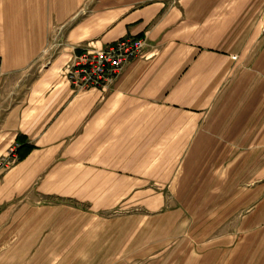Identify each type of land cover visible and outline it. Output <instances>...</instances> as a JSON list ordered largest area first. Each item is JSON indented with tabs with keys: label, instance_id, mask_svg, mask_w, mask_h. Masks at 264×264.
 I'll return each mask as SVG.
<instances>
[{
	"label": "crops",
	"instance_id": "1",
	"mask_svg": "<svg viewBox=\"0 0 264 264\" xmlns=\"http://www.w3.org/2000/svg\"><path fill=\"white\" fill-rule=\"evenodd\" d=\"M137 38L147 59L105 89L67 77L88 43ZM13 149L0 264L96 259V197L129 194L186 197L157 264H264V0H0Z\"/></svg>",
	"mask_w": 264,
	"mask_h": 264
},
{
	"label": "rangeland",
	"instance_id": "2",
	"mask_svg": "<svg viewBox=\"0 0 264 264\" xmlns=\"http://www.w3.org/2000/svg\"><path fill=\"white\" fill-rule=\"evenodd\" d=\"M117 184L116 181H108ZM135 181L128 180V191H133ZM124 182L122 181V186ZM123 188V187H121ZM114 191V190H113ZM186 197L170 195H111L97 196L96 215L78 213L80 220H96V259H82L79 264H157V252L169 250L175 232L169 229L168 210L180 207ZM103 221H106L107 227ZM144 223V228L139 226ZM111 231L109 237L103 232ZM98 232L102 233L99 234ZM143 233V235L141 234ZM157 237L153 242L151 237ZM108 253L110 258H99ZM71 264L67 260H43L41 264Z\"/></svg>",
	"mask_w": 264,
	"mask_h": 264
},
{
	"label": "built area",
	"instance_id": "3",
	"mask_svg": "<svg viewBox=\"0 0 264 264\" xmlns=\"http://www.w3.org/2000/svg\"><path fill=\"white\" fill-rule=\"evenodd\" d=\"M146 38L121 39L105 48L97 42L88 43L66 66L65 73L79 90L105 89L121 74L129 62L147 59ZM16 149L0 159V168L8 169L16 162Z\"/></svg>",
	"mask_w": 264,
	"mask_h": 264
},
{
	"label": "trees",
	"instance_id": "4",
	"mask_svg": "<svg viewBox=\"0 0 264 264\" xmlns=\"http://www.w3.org/2000/svg\"><path fill=\"white\" fill-rule=\"evenodd\" d=\"M17 151H18V149H17Z\"/></svg>",
	"mask_w": 264,
	"mask_h": 264
}]
</instances>
